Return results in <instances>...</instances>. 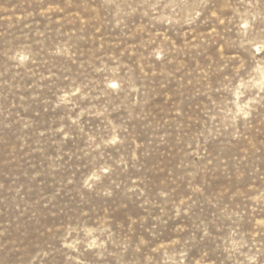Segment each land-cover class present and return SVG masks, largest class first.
I'll return each instance as SVG.
<instances>
[{"label": "rangeland", "instance_id": "1", "mask_svg": "<svg viewBox=\"0 0 264 264\" xmlns=\"http://www.w3.org/2000/svg\"><path fill=\"white\" fill-rule=\"evenodd\" d=\"M0 264H264V0H0Z\"/></svg>", "mask_w": 264, "mask_h": 264}]
</instances>
